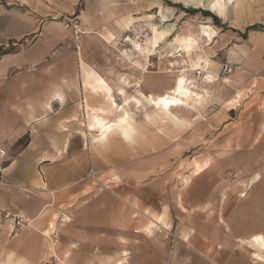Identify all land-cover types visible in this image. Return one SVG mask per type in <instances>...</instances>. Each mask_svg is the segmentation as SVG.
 Instances as JSON below:
<instances>
[{
  "label": "crops",
  "instance_id": "1",
  "mask_svg": "<svg viewBox=\"0 0 264 264\" xmlns=\"http://www.w3.org/2000/svg\"><path fill=\"white\" fill-rule=\"evenodd\" d=\"M83 1L80 18L86 24L95 6L108 4ZM79 2L0 0V149L8 152L0 166V227L12 231L2 211L18 212L30 221L25 230L4 241L9 254L2 264H17L18 256L41 264L58 252L64 254V259L56 255L60 264H69L74 244L94 242L100 235L107 237L106 242H121L122 257L116 264L128 262V254H139V264L143 260L149 264L147 254H162L165 263L173 257L177 261L180 254V264L211 260L226 264L225 254H232L234 241L209 231L214 225L218 228L214 233L222 228L209 215L219 205L209 201V193L194 189L178 202L177 191L170 186L172 159L161 171L158 162L163 156L139 135L137 118L142 114L149 122L158 118L184 127L188 120L175 110H192L204 118L188 129L187 146L207 148L239 141L258 152L250 162L264 158V29L248 31L241 39L245 28L259 21L252 13L245 19L236 13L232 28L222 27L221 32L212 23L201 24L206 33L201 47L183 50L179 38L187 32L171 35L149 57L151 62L159 52L160 60L164 58L159 50L166 45L172 48L167 57L178 50L176 56L182 59L171 66L180 67L166 71L171 82L167 87L166 80L156 75L159 72L149 69L150 62L148 71L140 75L124 60L86 59L91 41L113 48L117 36L110 30L94 36L91 27L66 29L53 20L74 11ZM127 38L130 48L124 50L135 62V48L142 42ZM213 43L219 45L211 67L203 48L213 54ZM226 63L231 70L220 78ZM196 70H201L200 81ZM181 75L189 87L196 86L200 98L169 108L155 107L143 98L162 95ZM119 76L126 82L116 88L103 80L107 77L117 84ZM140 76L141 86L133 87ZM99 118L105 122H98ZM208 166V161L193 159L192 175H200ZM207 254L214 255L211 259Z\"/></svg>",
  "mask_w": 264,
  "mask_h": 264
},
{
  "label": "rangeland",
  "instance_id": "2",
  "mask_svg": "<svg viewBox=\"0 0 264 264\" xmlns=\"http://www.w3.org/2000/svg\"><path fill=\"white\" fill-rule=\"evenodd\" d=\"M106 1L108 4H106L104 8L100 5H98L99 8L96 6L93 8L95 12L88 18L87 24L80 18V10L85 6L83 0H80L74 11H66L64 15L61 17L56 16L53 20H58L62 24L65 16L71 17L75 25L71 28L74 30H81V28L86 29V26L91 27L92 32L96 33L94 36L110 30L117 36V43L115 42L113 47L116 50L122 51H125V48H130L127 44L128 36L132 37L135 41L144 43L147 37H150L152 34V24L161 27L160 30L166 27H173V36L179 33H185L184 26L186 23H191L193 21L202 25L204 23H212L218 27L221 32L223 31V29H221L222 27L224 29L228 27L232 28L231 26L233 25L231 20L234 19L235 13L238 12L237 14H240V18L242 19L243 17H249L252 13L259 22L248 26L257 25L258 29H264L261 27L262 25L264 26V0H239V6L230 7V10L224 16L214 14L206 10V8L187 6L179 2V0ZM236 10L237 12H235ZM160 12L168 18V22L163 23L160 21ZM228 15V20L224 21V18ZM248 26L245 30H247ZM104 27H106V29H104ZM127 28L130 30L128 31ZM150 32L151 34H149ZM78 35L81 36V33L78 32ZM240 37L244 39L242 36ZM129 42H131V40ZM201 43H203L202 40ZM217 43L212 44L214 47L213 55H215V59L218 56L217 48L219 44L217 45ZM75 44H78V42L75 41ZM114 48L106 45L100 40L97 43L91 41V46L85 54V58L89 61H98L104 58L112 60L118 59V54L115 52ZM170 50H172V48L169 45L160 48L159 51L163 53L162 56H164V58L160 60L159 52H155L156 55L152 58L149 65L151 71L159 72V74L156 75L166 80L165 86L167 87H169L171 82L168 77L169 74L166 71L168 69H179L180 66L172 68L171 62L175 60L181 61L182 59L176 56L178 50L174 51V57H167L166 54ZM199 71L201 70L194 71V74L200 81L202 74H198ZM175 112L180 117L188 120L189 124L184 127H179L169 122H163L158 118H156V122H149L144 119L142 114H139L137 119L140 128L139 135L148 143L152 142L150 144L152 145L151 149L157 150L158 153L163 156L160 160L161 162H158V165L162 166L161 171H165V166L169 164L167 162L170 161V158L172 159L171 167L173 173L170 186L174 191H177V196L179 197L178 202H180V198L184 202L187 198V193L191 194L192 189H194L195 192L201 193L203 191L209 193V201L219 205L218 211L211 210L209 211V215L213 220L218 219L222 227L218 232L214 233L218 228H216V225L210 226V234L217 236L219 233L223 235L226 240L234 241L233 250H231V252L233 251L232 254H225L226 258H224V261L226 264H264V261L257 260L253 257L252 249L236 240L248 239L257 233L264 234V191H261L264 190V158L259 157L260 161L250 162L248 159L252 158V156L258 152H256L255 148L240 146L238 144L239 141H234L236 145L226 144V146H217L216 144H212L207 148H193L187 146V134L191 133L188 129L202 122L204 117L202 114H197L192 110L184 108L177 109ZM262 154L264 155V153ZM174 158H176V161H174ZM227 158L231 161H223ZM240 158L244 161H235V159ZM193 159L208 161V168L198 176H193L191 172ZM164 173L165 172L162 174ZM256 175H260L259 180L254 179ZM186 178L190 179L188 183H185ZM252 181H254V183H252ZM163 186H165L164 183H161V187ZM259 190L261 192L255 195ZM5 212L8 211H2L1 217H3V213ZM3 220L6 219L3 218ZM213 220L210 221L212 225L214 222ZM9 222L8 224H11V229H13L14 226L12 222ZM10 231L4 227H0V264L5 261V258L9 254L8 249L4 246V241L7 238L17 236L13 231ZM106 238L107 237L100 235L94 242H78L74 244L75 251L73 254H70L68 258L69 264H89L90 262L94 264L104 262L116 264L117 260L122 257V244L119 241L106 242ZM129 244L132 245L137 243L130 241ZM228 245H232V243H228ZM59 248L60 245H57L56 252L59 251ZM125 249H128V246ZM56 255L64 259V254H59L58 252V254H52L50 258L42 261L41 264H60ZM128 255L130 259L123 264H139V254ZM173 255L177 256V254ZM207 255L212 259L214 254ZM147 256L146 261L149 264L165 263L162 262L160 257L163 256L162 254H147ZM178 257L177 261L173 257L171 263L169 261L165 264H175V262L180 264V254H178ZM215 258H217V254H215ZM207 262L209 264H214L212 260ZM16 263L33 264L27 259H21L19 256Z\"/></svg>",
  "mask_w": 264,
  "mask_h": 264
},
{
  "label": "bare ground",
  "instance_id": "3",
  "mask_svg": "<svg viewBox=\"0 0 264 264\" xmlns=\"http://www.w3.org/2000/svg\"><path fill=\"white\" fill-rule=\"evenodd\" d=\"M179 2H182L183 4L187 6H192L195 8H206V10L213 12L214 14L221 15V16H224L226 13H228V11L230 10V7L239 6V0H179ZM235 12H237V10ZM160 16H161V19H160L161 22L163 23L168 22V18L165 15H163L162 12H160L159 17ZM243 19L245 18L243 17ZM160 28L161 27L152 24V28H151L152 34L151 32L149 33L151 34V37H147L144 44L143 43L138 44L137 41H134L135 44H138L137 47L135 48V54H137L135 62L131 59L132 56L126 53V50L125 51L118 50V49L116 50L113 47L115 52L118 54V59L124 60L125 62H129L131 66L138 68L140 71V75L146 73L148 71L147 68L149 66L147 67V65L150 62L149 57L152 55V51L157 50V47L159 46L160 43L166 42L168 40L167 38L174 34L173 27H166V28H163L162 30H160ZM184 30L187 32V34L179 38V44L182 47V49L186 50V49L194 48L197 46L201 47V39L203 35L206 34L204 27L201 24L193 21L191 23H186V25L184 26ZM127 41L129 42L130 39H127ZM114 45L115 43H113L112 46ZM203 54H204L203 56L205 57V60L209 64H211V67L215 65L214 60L212 59L214 55L206 47L203 48ZM184 75L179 76L176 79L175 86L172 89L166 90L162 95L156 98H153L152 96H148V95H142L143 98H145L148 102H150V104H152L155 107H164V108H169L170 106L177 105V104H184L190 98H198L199 93L195 89L196 86L189 87L190 85L189 86L187 85V79ZM103 80L111 84L115 88L118 87L120 84L122 83L124 84L126 82V80L122 76L118 77L117 84L113 83V81H110L107 77H104ZM141 83L142 81H141V76H140L139 80L136 81L134 84H132V86L138 87V86H141ZM119 90L122 93H124V95H126L122 87L119 88ZM103 121H104L103 119H100V118L98 119V122L100 123H102ZM240 242L253 250V257L255 259L264 261V234L257 233V234L252 235L248 239L246 238L240 239Z\"/></svg>",
  "mask_w": 264,
  "mask_h": 264
},
{
  "label": "built area",
  "instance_id": "4",
  "mask_svg": "<svg viewBox=\"0 0 264 264\" xmlns=\"http://www.w3.org/2000/svg\"><path fill=\"white\" fill-rule=\"evenodd\" d=\"M64 28H71L74 27V22L73 19L71 17H64V20L62 22ZM231 70V66L230 64L226 63L223 65L222 71L219 74L220 78H224L227 73ZM198 74H201V72L199 71ZM7 150L4 148L0 149V166H2V164L4 163V160L7 156ZM94 177V175H93ZM0 183H3V181L0 179ZM3 218L11 221L14 228L12 229V231L15 234H18L20 231H22L24 228H26L27 226L30 225V221L27 220L26 218H24L21 214L18 213H13V212H5L3 213Z\"/></svg>",
  "mask_w": 264,
  "mask_h": 264
},
{
  "label": "trees",
  "instance_id": "5",
  "mask_svg": "<svg viewBox=\"0 0 264 264\" xmlns=\"http://www.w3.org/2000/svg\"><path fill=\"white\" fill-rule=\"evenodd\" d=\"M261 27L264 28L263 25H262ZM257 29H258V26H257V25L249 26V27L247 28L246 32H245L244 34H241V36H242L243 38H246V37H247V33H248V31H251V30H257Z\"/></svg>",
  "mask_w": 264,
  "mask_h": 264
},
{
  "label": "snow or ice",
  "instance_id": "6",
  "mask_svg": "<svg viewBox=\"0 0 264 264\" xmlns=\"http://www.w3.org/2000/svg\"><path fill=\"white\" fill-rule=\"evenodd\" d=\"M167 103V102H166Z\"/></svg>",
  "mask_w": 264,
  "mask_h": 264
}]
</instances>
